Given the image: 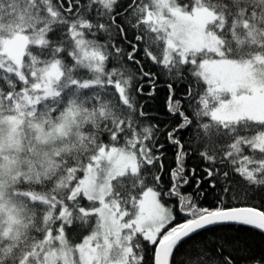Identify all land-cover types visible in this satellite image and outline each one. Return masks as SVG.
Wrapping results in <instances>:
<instances>
[{"label": "snow or ice", "instance_id": "1", "mask_svg": "<svg viewBox=\"0 0 264 264\" xmlns=\"http://www.w3.org/2000/svg\"><path fill=\"white\" fill-rule=\"evenodd\" d=\"M0 264H264V0H0Z\"/></svg>", "mask_w": 264, "mask_h": 264}]
</instances>
